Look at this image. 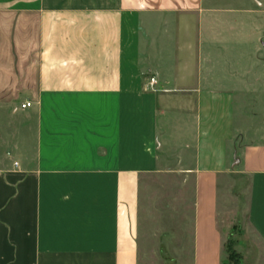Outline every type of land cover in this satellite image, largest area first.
<instances>
[{
	"label": "crops",
	"instance_id": "obj_1",
	"mask_svg": "<svg viewBox=\"0 0 264 264\" xmlns=\"http://www.w3.org/2000/svg\"><path fill=\"white\" fill-rule=\"evenodd\" d=\"M0 110L32 144L0 264H142L148 176L180 177L184 264H223L235 198L264 264V0H0Z\"/></svg>",
	"mask_w": 264,
	"mask_h": 264
},
{
	"label": "rangeland",
	"instance_id": "obj_2",
	"mask_svg": "<svg viewBox=\"0 0 264 264\" xmlns=\"http://www.w3.org/2000/svg\"><path fill=\"white\" fill-rule=\"evenodd\" d=\"M12 114V111L0 110V168L8 166L26 147L32 145L26 146L20 137L24 131L21 125L22 117L18 119V115L13 117ZM179 178L148 176L144 180L143 198L146 201L144 210L145 218L149 223L145 227L148 238L145 241V253L141 255L142 264H184L181 250L185 245L184 236L188 225L184 220L188 210L180 203L183 200L184 190L181 188ZM229 201H231L230 210L225 218L231 227V233L224 240L223 264H256L257 255H241L234 247L236 254L228 251L229 242L234 246L235 241L241 240L244 219L242 217L244 213L241 212L243 200L235 198ZM237 204H240L239 209L236 207Z\"/></svg>",
	"mask_w": 264,
	"mask_h": 264
},
{
	"label": "built area",
	"instance_id": "obj_3",
	"mask_svg": "<svg viewBox=\"0 0 264 264\" xmlns=\"http://www.w3.org/2000/svg\"><path fill=\"white\" fill-rule=\"evenodd\" d=\"M149 81H150V85L153 86L155 79L152 77V78H150ZM30 106H31V102H29V101H24V102H22V103L20 104V107H21L22 109L28 108V107H30Z\"/></svg>",
	"mask_w": 264,
	"mask_h": 264
},
{
	"label": "trees",
	"instance_id": "obj_4",
	"mask_svg": "<svg viewBox=\"0 0 264 264\" xmlns=\"http://www.w3.org/2000/svg\"><path fill=\"white\" fill-rule=\"evenodd\" d=\"M228 251L232 254V252H234L235 253V251L233 250V246H232V244H231V242H229L228 243ZM236 254V253H235Z\"/></svg>",
	"mask_w": 264,
	"mask_h": 264
}]
</instances>
